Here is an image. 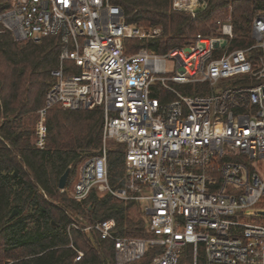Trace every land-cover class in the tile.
<instances>
[{"label": "built area", "instance_id": "1", "mask_svg": "<svg viewBox=\"0 0 264 264\" xmlns=\"http://www.w3.org/2000/svg\"><path fill=\"white\" fill-rule=\"evenodd\" d=\"M8 1L0 21L16 39L60 40L35 144L45 146L52 105L103 110L99 152L60 189L77 201L97 188L140 202L145 218L141 235L116 233L113 217L68 230L111 238L114 264H264V221L253 218L264 215V9L244 46L230 47L237 34L229 4L211 11L208 31L184 45L129 53L126 37L159 30L127 21L113 0ZM209 2L170 0L192 18ZM185 85L202 92H184ZM160 87L175 97L164 100ZM109 140L125 145L121 186L109 179Z\"/></svg>", "mask_w": 264, "mask_h": 264}, {"label": "trees", "instance_id": "2", "mask_svg": "<svg viewBox=\"0 0 264 264\" xmlns=\"http://www.w3.org/2000/svg\"><path fill=\"white\" fill-rule=\"evenodd\" d=\"M113 1L123 7L127 21L163 28L160 35L126 37L129 53L141 47L165 52L184 45L197 31H208L211 11L229 4L237 34L230 47L244 46L253 40L252 17L264 9V0H210L206 9L192 18L189 12L172 8L170 0ZM8 6V0H0V12ZM59 48L56 35L37 41L18 40L0 21V264H114L113 240L99 234L91 237L77 227L68 230L76 221L84 226L113 217L116 233H144V217L131 213L136 201L122 200L97 188L85 200L77 201L58 187L68 166L70 180L78 162L99 152L103 131L100 105L87 109L52 105L46 113L45 146L34 142L36 126L31 113L45 103ZM181 89L202 92L192 85ZM159 90L164 100L175 97L170 90ZM124 147L117 141L108 147L109 179L115 186L124 184ZM14 209L17 211L12 214ZM78 249L83 255L75 260Z\"/></svg>", "mask_w": 264, "mask_h": 264}, {"label": "rangeland", "instance_id": "3", "mask_svg": "<svg viewBox=\"0 0 264 264\" xmlns=\"http://www.w3.org/2000/svg\"><path fill=\"white\" fill-rule=\"evenodd\" d=\"M221 13H223V11ZM210 20L207 22V26H208V23L210 22ZM141 27L143 29L147 30V31H153V29L156 28V29L159 30V34H157V35H160L163 32V28H162L161 25H149V26H141ZM199 31H201V30H199ZM168 67L169 68H174V64H173L172 61H169L168 62ZM31 115L34 116V126H36L37 120H38V110H35L34 112H32ZM113 141L114 140H109L108 141V146ZM84 159L85 158H83L80 162L77 163L74 172H72L71 175H70V180H69V178L67 179V183H66L67 189H69L71 187L72 183L77 179L78 172H79V167H80V165H81V163H82V161ZM67 189L65 191H63L66 194H68ZM68 196H69V194H68ZM131 213L133 215H135V216L140 215V216H143L144 217L143 210H142V206H141V203L140 202H135V204L131 207ZM253 218L255 220L264 221V215H253ZM137 235H141V234H137Z\"/></svg>", "mask_w": 264, "mask_h": 264}, {"label": "water", "instance_id": "4", "mask_svg": "<svg viewBox=\"0 0 264 264\" xmlns=\"http://www.w3.org/2000/svg\"><path fill=\"white\" fill-rule=\"evenodd\" d=\"M70 171H71V166H68L66 168V170L60 176L59 181H58V187L59 188H63V187L66 186L67 179H68V176L70 174ZM16 211H17V209H14L12 214H14ZM260 212L264 214V210H260Z\"/></svg>", "mask_w": 264, "mask_h": 264}]
</instances>
